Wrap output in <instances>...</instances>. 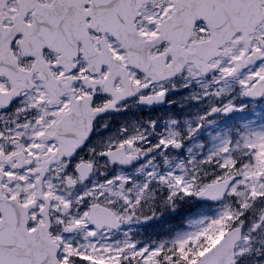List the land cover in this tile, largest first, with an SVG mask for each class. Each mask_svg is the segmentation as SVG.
<instances>
[{"label": "snow or ice", "instance_id": "6c2138e0", "mask_svg": "<svg viewBox=\"0 0 264 264\" xmlns=\"http://www.w3.org/2000/svg\"><path fill=\"white\" fill-rule=\"evenodd\" d=\"M0 264H264V0H0Z\"/></svg>", "mask_w": 264, "mask_h": 264}, {"label": "rangeland", "instance_id": "374dc122", "mask_svg": "<svg viewBox=\"0 0 264 264\" xmlns=\"http://www.w3.org/2000/svg\"><path fill=\"white\" fill-rule=\"evenodd\" d=\"M232 119H239V116H234L232 117Z\"/></svg>", "mask_w": 264, "mask_h": 264}]
</instances>
